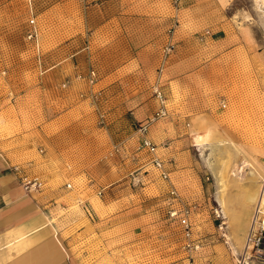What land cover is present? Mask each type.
I'll list each match as a JSON object with an SVG mask.
<instances>
[{"label":"rangeland","instance_id":"rangeland-1","mask_svg":"<svg viewBox=\"0 0 264 264\" xmlns=\"http://www.w3.org/2000/svg\"><path fill=\"white\" fill-rule=\"evenodd\" d=\"M144 44L138 64L128 62L131 50ZM81 51L83 72L75 77H83V101L64 99L63 73ZM117 62L119 85L96 95L101 83L88 87L89 71L104 73L107 83ZM156 85L167 113L154 121L167 119L176 129L168 138L174 154L151 137L172 166L169 181L139 148V132L126 131L129 111L136 101L156 98ZM7 102L15 103V113L40 114L42 132L53 136L39 146L50 151V163L38 171L47 180L42 194L61 189L51 204L54 221L83 215L71 230L82 264H233L254 208L244 232L238 224L232 231L226 214L225 242L212 207H222V179L226 204L237 217L248 211L244 185L262 186L264 6L257 0H0V108ZM195 133L206 135L201 145ZM171 186L177 199L170 198ZM188 205L193 237L203 242L199 249L185 245L170 215ZM249 264H264V249L252 251Z\"/></svg>","mask_w":264,"mask_h":264},{"label":"crops","instance_id":"crops-1","mask_svg":"<svg viewBox=\"0 0 264 264\" xmlns=\"http://www.w3.org/2000/svg\"><path fill=\"white\" fill-rule=\"evenodd\" d=\"M143 19L150 21L152 18L145 16ZM146 48L147 46L144 44L139 46L138 49L131 50L128 62L138 64L139 55ZM80 57L78 61L75 59L76 63L70 64L63 73L68 74L66 82L61 84L65 86L64 99H83V77L79 78V75L75 77L76 73L83 72V51H81ZM133 68L131 72L132 77L135 79L139 70L136 64ZM119 71L120 63H115L112 65L111 70L112 79H107V83H105L107 75L105 76L104 73L98 71V76L94 77L93 82H90L88 77L87 85L93 88L96 83H101V87L96 91V95H101L103 91L101 89L109 84L112 86L119 85L122 80ZM133 78L128 80L129 83L136 80H133ZM174 79L177 78L171 76L169 81ZM34 88H41V84ZM78 90H80V93H78ZM37 95L39 96V92ZM25 99H27L26 93L20 94L16 97L15 103L17 104L18 101H24ZM129 102L131 101L129 100ZM12 104L7 102L4 107L0 108V264H82L72 249V243L77 238L74 231L72 233L71 230L75 227V222L80 221L83 215L77 211L68 214L66 224H62L61 221H54V217L58 215L55 211L56 205L52 206L51 204L56 201L57 197L62 195L61 189L58 188L42 194L45 188L39 191L28 190L22 182V176L25 174L40 175L42 177L38 171L50 163V151L47 147H45V151L43 148L39 150L41 142H44L47 138L46 134L42 132L44 125H40L42 122L40 114L35 111L23 112L20 109L15 113ZM158 106L157 98L136 101V105L131 110L128 109V111L130 110V122L126 131L129 130L130 133L136 131L134 126L136 127L139 121L148 119ZM175 130L169 120L163 119L150 124L148 135L154 140L164 141V152L174 154L172 146L175 142L168 140V138L176 133ZM155 131H157L158 136H156ZM203 136L206 135L195 133L194 141L200 138L201 140L198 143L201 145ZM52 137L49 136L47 139L51 141ZM131 156L134 155L131 154ZM16 164L21 167L16 169ZM245 186L244 201L248 207L247 214L244 213L241 217L234 216L230 213L228 201L226 204L225 200V210L230 217L232 231L234 226L238 224L244 232L248 221L249 208L255 206V204L251 205L248 202L246 197L248 192ZM53 198L56 199L53 201ZM87 202L91 205L90 199H87ZM81 208L83 210V203H81ZM76 231L83 232V228Z\"/></svg>","mask_w":264,"mask_h":264},{"label":"built area","instance_id":"built-area-1","mask_svg":"<svg viewBox=\"0 0 264 264\" xmlns=\"http://www.w3.org/2000/svg\"><path fill=\"white\" fill-rule=\"evenodd\" d=\"M30 24L34 27L30 32V36H34L36 34L35 30V18H30ZM209 30H206L205 33H208ZM95 76L94 69L89 71L88 77L89 81L93 82ZM154 94L158 99L159 106L153 112L151 116L148 117L145 121H139L136 124V130L140 134V141H139V148L144 150L148 154V162L156 169L158 175L163 180H170V171L167 160L162 157L157 151V143L152 140V138L148 135L149 126L150 124L158 117L163 116L167 113L166 107V97L162 89L156 85L154 86ZM118 150V147L115 148ZM21 166L19 164L15 165L16 169H19ZM261 177L260 180L264 184V158L262 162V170H261ZM22 182L26 189L28 190H43L46 188V180L43 179L40 175H31L25 174L22 176ZM68 187L71 186L70 182L66 183ZM103 188H99L97 190V194H102ZM170 194V198L177 199L178 193L174 186H171L168 190ZM192 207L191 206H182L181 209L172 208L170 210V215L177 217L179 224L181 226L182 236L185 240V245H187L190 249H199L203 242L200 238L196 239L193 237V229H192V221L190 218ZM213 212V219L215 221V225L219 231V235L222 239L227 242V222L226 216L221 208V206L217 203L212 207ZM264 249V220L263 214L259 211L256 207L254 208L253 212L251 213L250 223L248 230L246 232L243 246L240 252L235 254L233 264H249L252 251L257 253H262ZM187 264H194L193 259H189Z\"/></svg>","mask_w":264,"mask_h":264},{"label":"bare ground","instance_id":"bare-ground-1","mask_svg":"<svg viewBox=\"0 0 264 264\" xmlns=\"http://www.w3.org/2000/svg\"><path fill=\"white\" fill-rule=\"evenodd\" d=\"M257 3L260 4V5H263L264 6V0H257ZM206 138V137H205ZM220 162V161H219ZM224 164V163H222ZM221 164V165H222ZM211 167L213 169V171L215 172H218V168L216 169V165L211 163ZM225 167V166H224ZM223 167V168H224ZM226 168V167H225ZM239 169H242V167H239ZM254 171V170H253ZM255 172V171H254ZM227 173V172H226ZM253 174V173H252ZM252 177V176H251ZM224 178V176H223ZM254 178V177H252ZM257 179V178H256ZM223 180V179H222ZM222 180H220V188H219V201L222 205V210L226 216L227 212L225 210V193H224V183L222 182ZM253 180V179H252ZM258 180V179H257ZM260 182V180H259ZM250 184V183H249ZM248 186V185H247ZM245 186L247 188V200L248 202L252 205V204H255L254 208H258L259 211L261 212V214H263V220H264V184L262 183V186L261 188L259 189V187H254V185H249L248 187ZM256 186V185H255ZM246 192V191H245ZM254 210V209H253ZM227 222V220H226ZM227 236L230 238V236L227 234ZM236 241V240H234Z\"/></svg>","mask_w":264,"mask_h":264}]
</instances>
